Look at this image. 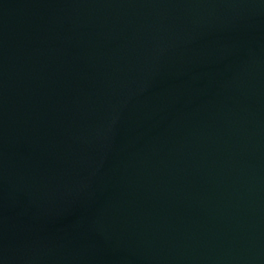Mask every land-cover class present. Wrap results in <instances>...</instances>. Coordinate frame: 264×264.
Instances as JSON below:
<instances>
[{"label":"water","instance_id":"1","mask_svg":"<svg viewBox=\"0 0 264 264\" xmlns=\"http://www.w3.org/2000/svg\"><path fill=\"white\" fill-rule=\"evenodd\" d=\"M0 264H264V0H0Z\"/></svg>","mask_w":264,"mask_h":264}]
</instances>
